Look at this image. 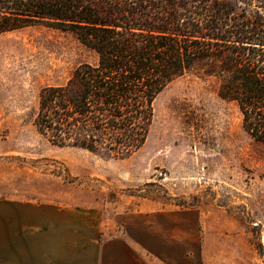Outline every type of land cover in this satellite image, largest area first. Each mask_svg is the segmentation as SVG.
Listing matches in <instances>:
<instances>
[{
	"label": "rangeland",
	"instance_id": "rangeland-1",
	"mask_svg": "<svg viewBox=\"0 0 264 264\" xmlns=\"http://www.w3.org/2000/svg\"><path fill=\"white\" fill-rule=\"evenodd\" d=\"M224 1L264 11V0ZM96 62L69 30L0 33V264H264V145L215 77L168 83L123 159L37 133L40 90Z\"/></svg>",
	"mask_w": 264,
	"mask_h": 264
},
{
	"label": "trees",
	"instance_id": "trees-1",
	"mask_svg": "<svg viewBox=\"0 0 264 264\" xmlns=\"http://www.w3.org/2000/svg\"><path fill=\"white\" fill-rule=\"evenodd\" d=\"M236 9L224 0H0V33L47 25L97 54L39 92L33 124L52 145L129 157L147 138L157 94L193 70L218 80V96L264 145V11Z\"/></svg>",
	"mask_w": 264,
	"mask_h": 264
}]
</instances>
